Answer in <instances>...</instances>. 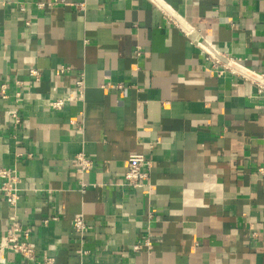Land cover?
Listing matches in <instances>:
<instances>
[{
	"label": "crops",
	"instance_id": "1",
	"mask_svg": "<svg viewBox=\"0 0 264 264\" xmlns=\"http://www.w3.org/2000/svg\"><path fill=\"white\" fill-rule=\"evenodd\" d=\"M197 42L264 73V0H0V237L13 214L34 264H264L262 100ZM80 74L83 99L52 108Z\"/></svg>",
	"mask_w": 264,
	"mask_h": 264
},
{
	"label": "built area",
	"instance_id": "2",
	"mask_svg": "<svg viewBox=\"0 0 264 264\" xmlns=\"http://www.w3.org/2000/svg\"><path fill=\"white\" fill-rule=\"evenodd\" d=\"M54 4L52 2H36L37 9L50 8ZM75 7L79 10H82L86 7V4L79 3ZM18 11L24 13L26 11L23 4H18ZM25 24H28L29 21L25 20ZM197 47L200 52L204 54L205 59L211 64L213 71L218 73H223L228 71L232 74L241 76L244 80L252 83L256 88L257 96L262 100L261 104L258 105V108H261L264 113V73H258L241 63L240 58H223L220 52L215 50L208 42H197ZM135 54L140 53L139 49H135ZM30 74L36 79L38 77L37 71L31 69ZM0 89V96H4V85ZM84 80L82 74H80L74 81L73 91L71 94L58 99L57 101L51 104L52 108H61L64 105L65 101L77 102L81 101L84 96ZM11 117L14 122H18L19 115L16 110L11 112ZM76 160L79 165V169L82 171L91 166V162L86 159V157L81 153L76 155ZM150 166V160L143 153H131L127 157V166L124 171V184L130 186L131 188H138L144 184V181L147 179V170ZM257 173L264 177V166L260 165L257 168ZM8 171L0 168V179H4L8 176ZM10 179H13L11 177ZM9 201L12 206L18 200L19 196L16 193H9ZM73 229L78 233L82 234L86 229V222L82 215H76L72 220ZM144 245L147 248H150L151 243L145 241ZM139 245H134V249H138ZM10 250L18 254L25 264H34L37 262L36 246L34 242L30 239V230L28 228H23L18 222L17 218L12 214L9 217V221L6 227L5 233L0 237V251ZM0 262H4V259L0 258ZM53 256L43 255L42 261L40 264H53Z\"/></svg>",
	"mask_w": 264,
	"mask_h": 264
},
{
	"label": "bare ground",
	"instance_id": "3",
	"mask_svg": "<svg viewBox=\"0 0 264 264\" xmlns=\"http://www.w3.org/2000/svg\"><path fill=\"white\" fill-rule=\"evenodd\" d=\"M179 20V19H178Z\"/></svg>",
	"mask_w": 264,
	"mask_h": 264
}]
</instances>
